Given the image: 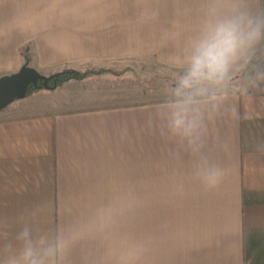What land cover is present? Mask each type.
<instances>
[{
  "label": "crops",
  "instance_id": "crops-1",
  "mask_svg": "<svg viewBox=\"0 0 264 264\" xmlns=\"http://www.w3.org/2000/svg\"><path fill=\"white\" fill-rule=\"evenodd\" d=\"M204 3L0 0V78L23 66L45 77L124 69L32 90L0 111V232L11 239L24 222L52 235L83 227L62 264H264V153L256 150L264 84L252 92V119L221 115L207 125L201 155L230 170L213 190L156 115L166 94L160 68L179 71L172 62L195 36ZM253 64L264 66V42ZM248 70L229 97L241 113ZM108 208L100 229L97 214Z\"/></svg>",
  "mask_w": 264,
  "mask_h": 264
},
{
  "label": "clouds",
  "instance_id": "clouds-1",
  "mask_svg": "<svg viewBox=\"0 0 264 264\" xmlns=\"http://www.w3.org/2000/svg\"><path fill=\"white\" fill-rule=\"evenodd\" d=\"M262 42L264 0H205L195 36L172 62L179 71L156 115L167 134L186 143L197 157L194 176L206 190L217 188L230 171L201 155L207 125L221 115L254 117L252 92L264 84V66L253 61ZM249 65L242 85L249 106L241 113L229 102L231 82L237 68ZM256 150L264 153V142ZM111 217L112 209H101L95 226L103 229ZM83 234V227H73L52 235L34 231L24 222L11 239L7 232H0V264H62Z\"/></svg>",
  "mask_w": 264,
  "mask_h": 264
},
{
  "label": "water",
  "instance_id": "water-1",
  "mask_svg": "<svg viewBox=\"0 0 264 264\" xmlns=\"http://www.w3.org/2000/svg\"><path fill=\"white\" fill-rule=\"evenodd\" d=\"M39 79H42L43 86H46V77L27 66H23L17 73L2 76L0 78V106L11 97L24 95L28 84L36 85Z\"/></svg>",
  "mask_w": 264,
  "mask_h": 264
},
{
  "label": "rangeland",
  "instance_id": "rangeland-1",
  "mask_svg": "<svg viewBox=\"0 0 264 264\" xmlns=\"http://www.w3.org/2000/svg\"><path fill=\"white\" fill-rule=\"evenodd\" d=\"M141 62L142 61H140V60H138V61L135 62L136 69H134V72L136 74H140L141 73ZM143 64L145 66L149 67L151 70L153 69L154 72H157L158 69H159L157 67V64H156V61H155L154 58H147L146 61ZM250 67H251V65H249L247 68L240 69V70L236 69L234 71V73H233V79H232V82H231V90L235 89L238 86L239 79L245 73V71H247V69H249V70L251 69ZM117 71L123 72L124 69L123 70H117ZM160 71L162 72L163 78L166 81V83L163 84V87H165V89L167 90V88L169 87V85H171L172 82H173V80H174L173 78H171V76L175 77V75H176V73L178 71L176 72V71H174L172 69L165 68V67L160 68ZM120 73H117V74H120ZM154 77H158V75L155 73V76ZM241 81H243V80H241ZM33 90H41L43 92H45V91L48 92L49 91V89H46L45 87H39V88H35V89L33 88ZM28 93L29 92L25 93L22 96H14V97L9 98L7 101H5L3 103V105L0 106V111H2L3 108H7L8 106H12V105H14L15 103H17L19 101H25L26 99H24V98H28V97H26ZM163 93H165V92H163Z\"/></svg>",
  "mask_w": 264,
  "mask_h": 264
},
{
  "label": "trees",
  "instance_id": "trees-1",
  "mask_svg": "<svg viewBox=\"0 0 264 264\" xmlns=\"http://www.w3.org/2000/svg\"><path fill=\"white\" fill-rule=\"evenodd\" d=\"M111 71L112 73H120L121 71H112V70H105V69H84V70H72V69H65L56 73H53L49 76H46L47 84L46 86H43L42 84V79L37 80L36 85L28 84L26 93L31 92L33 88H39V87H45V88H51L52 86H57L65 81L75 79V80H81L84 79L85 77L92 75V74H97V73H102V72H109Z\"/></svg>",
  "mask_w": 264,
  "mask_h": 264
},
{
  "label": "flooded vegetation",
  "instance_id": "flooded-vegetation-1",
  "mask_svg": "<svg viewBox=\"0 0 264 264\" xmlns=\"http://www.w3.org/2000/svg\"><path fill=\"white\" fill-rule=\"evenodd\" d=\"M17 86V85H16Z\"/></svg>",
  "mask_w": 264,
  "mask_h": 264
}]
</instances>
